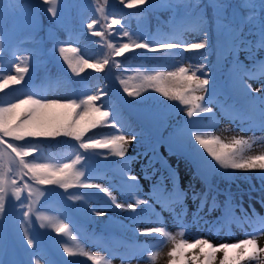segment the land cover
Returning <instances> with one entry per match:
<instances>
[{
    "label": "rangeland",
    "instance_id": "1",
    "mask_svg": "<svg viewBox=\"0 0 264 264\" xmlns=\"http://www.w3.org/2000/svg\"><path fill=\"white\" fill-rule=\"evenodd\" d=\"M57 3L62 15L68 21L70 12L65 1L57 0ZM241 24L239 42L235 47L231 38L218 44L213 63L214 79L209 84L207 92H198L197 95H204L208 103L216 104L212 97L216 91L222 92L224 97L218 102L220 112L227 116L230 122H237L242 127H237L238 130L244 132L243 130L248 129L246 126H250L259 132H264L261 109L256 111L254 108V103L262 101L264 104V99L259 94H257L259 97H253L255 92L241 89V94L249 92L252 95L240 100L237 98V91L230 88L234 78L241 85L246 84L250 88L263 80L260 83L263 89L260 95L264 96V76L261 75L264 73V50L259 47L260 40L257 39L256 25L245 23L243 20ZM35 28L34 20H25L19 37L30 36ZM184 37V39H191L193 33L187 31ZM31 80L32 78L28 80V85L31 84ZM201 103L203 104L204 101ZM187 107L183 105L179 107L181 109L178 112L173 113L167 110L154 113L133 111L136 113L138 122L148 129V138L133 141L131 137H128V144L136 147L130 146V150L126 149L123 158L111 154L105 158L107 150H90L81 154L82 159L79 163H76V159L74 160L76 168L84 172L82 180L95 181L101 185H104L103 182L107 183L110 186L108 189L110 196L97 189L69 188L65 190L59 185H39L34 180L31 181L23 176L17 168V160L13 159L14 154L10 149L5 150L6 146H3L4 158L11 171V173L8 172L7 180L10 181L15 175L17 184L15 188L10 183L5 184V214L0 218V242L2 243L0 250H4V254L0 262L6 264L5 253L8 254L9 249L12 248H15L18 255L23 256L25 250L17 240L15 225L21 219L19 213L21 212L22 215V210L26 213L33 211L34 193L31 187L43 190L49 198L39 200L41 209L53 208L62 219L69 220L68 224L73 234L83 239L81 244L72 245L70 248L77 255L68 256L67 253H62V250L55 249L50 243L54 240L59 244L67 245L68 235L62 233L41 235L38 226L32 222L29 232L34 233L39 239V248L35 251L36 257H40L42 264L46 261H50L51 264H95V262L79 260L80 255L95 252L99 253L101 264L107 263L108 260L118 261V264L148 262L158 250H162L165 246L163 237L156 233L140 234L141 230L151 227L175 228L182 233L178 241L194 243L197 239H206L214 247H219L223 244L238 243L251 228L262 225L261 223L264 222V177H261L260 171H255L251 177L235 170L225 171L212 167L209 163L211 157L188 135L189 128L193 125L188 123ZM198 126L199 129L205 128L206 132L203 135L210 138L207 133L208 127L200 122L195 125L196 128ZM253 149L252 146L246 148L245 155H256ZM132 161L134 164L142 162L145 169V173L134 176L137 178L135 181L127 179L128 176H133V170L130 168ZM165 164H168V167ZM211 164L214 165V161H211ZM182 181L192 183L193 186L186 187ZM242 186L245 189L240 190ZM16 188L22 189L19 195L16 193ZM29 191H31L30 197ZM193 192L206 194L204 202L201 203V198L194 197ZM75 194L84 195L92 206L97 207L92 215H96L97 209L104 212L109 210L114 213L110 215L117 218L113 220L110 215L106 218L90 216L87 214L91 212L86 208V201H83L79 211L74 210L66 199ZM111 197H115L118 203L125 205L132 203L136 211L117 208ZM138 197L147 200L148 204L137 205ZM196 202L206 207H200L199 204L196 208L194 207ZM250 202L254 204L253 208L248 207ZM242 203H245L244 206H240ZM238 208L244 210L239 218ZM216 209L217 213H215ZM223 209H225L224 215L221 214ZM16 212L18 214H15ZM126 217L129 221L131 220L129 224L124 222ZM143 218L150 222L147 221L142 228L138 224L136 228H133V221ZM206 250L210 249L205 247ZM35 251L28 250L27 256L33 255ZM199 252L200 248L184 249L183 264H192L191 257ZM200 260L202 261L201 256ZM241 264H249V261L245 259L241 261Z\"/></svg>",
    "mask_w": 264,
    "mask_h": 264
},
{
    "label": "trees",
    "instance_id": "2",
    "mask_svg": "<svg viewBox=\"0 0 264 264\" xmlns=\"http://www.w3.org/2000/svg\"><path fill=\"white\" fill-rule=\"evenodd\" d=\"M64 1L70 12L68 21L62 15L58 3L55 5L57 15L53 16L48 11L53 5L44 0H0V83L8 75H17V64L29 69L20 84L0 88V104L11 103L27 95L63 103L72 99L79 102L88 95H98L100 99L95 102L96 106H102L101 111L109 110L108 119H117L123 126L121 130L126 134H134L136 139H145L148 132L134 119L131 110L153 113L167 109L173 113L183 106L178 100H170L156 92L155 86L145 91L142 87L145 84L144 77L184 67L189 70V74L195 72L197 76L211 80L216 42L225 41L220 32L221 24L226 23L236 29L240 16L246 20L248 15V9L242 7L243 0H148L146 4L132 8L127 7L131 0ZM256 2L255 23L259 28L260 9L258 0ZM172 15L175 18L172 19ZM114 18L121 23L111 24ZM27 19L34 20L36 28L30 36L20 38V29ZM93 21L96 23L89 29L88 24ZM204 30H207L209 46L202 50L177 48L149 52L130 48L118 57L114 55V49L109 47L143 41L153 44L164 41L184 43L181 37L187 31L193 33L190 43L201 42ZM96 31L102 35H93ZM124 32L133 38L130 40ZM60 47L76 48L77 52L70 55L82 57L90 63H102L105 59L109 63L101 72L85 68L84 72L76 74L60 55ZM30 78L31 84L28 85ZM171 84L167 78L160 82V86L171 87ZM125 87L130 91L139 90L140 95L128 96ZM27 107L23 106L13 115V125L25 119ZM67 111L53 110L54 118L63 120ZM76 111L79 109L72 110L73 119ZM101 119L103 124L104 118ZM101 131L111 129L98 127L90 130L84 140ZM5 139L25 146L36 145L37 151L25 157L28 163L60 166L71 163L84 150L79 147L80 142L65 137L27 138L20 142ZM24 172L27 173V169ZM5 173L6 164L0 146V175L5 176Z\"/></svg>",
    "mask_w": 264,
    "mask_h": 264
},
{
    "label": "snow or ice",
    "instance_id": "3",
    "mask_svg": "<svg viewBox=\"0 0 264 264\" xmlns=\"http://www.w3.org/2000/svg\"><path fill=\"white\" fill-rule=\"evenodd\" d=\"M45 3L52 4L53 6L48 9L53 16L57 15L56 3L57 0H44ZM148 0H131L127 4L128 8H132L135 5H144ZM260 16H259V28H260V42L264 46V0H258ZM242 7L248 9V15L246 20L249 22H255L257 16V2L256 0H243ZM93 23L88 24V28L91 29ZM119 19H112L111 24H120ZM221 35L225 40L231 38L233 41V47L239 42V29H232L226 23H222L220 26ZM93 35L100 36L101 32L96 31ZM125 36H131L128 32L123 33ZM209 46L207 30H204V37L201 42H192L188 44L177 43L171 41H164L158 44H153L149 41L123 43L119 47L115 45H109L114 49L115 56H123L131 49H145L149 52H157L161 50H171L177 48H184L185 50H202ZM77 49L74 47H60L59 53L63 57L67 66L73 73L79 74L85 71V68L95 69L96 72L103 71L105 65L109 63L107 59L103 62L90 63L87 59L70 55V53H76ZM29 71L27 66H21L17 64L15 66V72L17 75H8L0 83V88L5 85L20 84L24 80V74ZM254 75V74H253ZM264 76V73L261 74ZM207 77V73H205ZM167 78L171 81V87L165 85L160 86V82ZM145 84L142 85L146 91L148 87L155 86V91L162 94L164 97L170 100H178L182 105L188 106L186 111V117L189 118L188 123L193 125L189 128V136L194 137V142H197L206 151L207 155L211 157V161H214V165L209 162L212 167H218L221 170H256L259 169V174L264 177V154L261 155H245L246 148L248 147V141L240 138L234 139L233 143L227 144L221 141L219 136H211L210 138L201 134V129H197L195 125L199 123V113H211L212 108L205 106L201 102L205 100L204 95H197L198 92H207L210 83L209 78H201L197 76L195 72L189 74V70L180 67L177 71L170 72H158L154 75H148L144 77ZM245 90H250L249 85H244ZM128 96H139L140 91H130L127 87L124 88ZM259 91V90H256ZM175 93V94H172ZM98 95H88L86 99H72L66 103L59 100H46L43 98H35L32 95H27L19 100L13 101L7 104H0V146H6V149H10L14 154L13 159L17 160V168L23 172L27 169V175L31 174V178L35 183L39 185H59L63 189L69 188H83V189H99L105 195H109L108 189L104 188L101 184L84 181V172L79 171L75 163H64L60 166H53L49 163L33 162L28 163L25 161V157L32 155L37 151L35 144L29 146L15 144L9 142L5 138H10V141H25L27 138H57L65 137L72 138L75 141L80 142L79 147L85 151L92 150H107L105 158L108 154L123 158L126 152V145L129 143L128 135L132 136V140H135L134 134H126L121 130L123 127L119 121L115 118L108 119L110 111H101V107L96 106V101L99 100ZM23 106H28L26 109L25 119L19 123L13 125V115L17 113L18 109ZM67 109L64 114L63 120L54 118L53 110ZM79 109L75 112V119L72 118V110ZM98 114V115H97ZM88 119H85V118ZM262 126H264V107L261 108ZM104 122L102 124V119ZM102 127L103 129H111V131H101L89 137L87 141L84 137L87 132L93 129ZM81 157H76V163L81 161ZM22 178V176H21ZM127 179L135 181L137 178L134 176H128ZM10 183L14 188L17 184L16 176L9 181L4 175H0V218L5 214V184ZM30 188V186H27ZM16 193L22 191L20 188H16ZM31 191H29V197ZM193 196L201 198V203L206 199V194L193 192ZM71 199V197H69ZM112 202L117 208L131 211H136V208L132 203L127 205L116 202L115 197H111ZM137 204H148V201L142 198L136 199ZM30 208V205H29ZM27 216V213H25ZM96 215H103L101 212H97ZM69 225L61 223L56 231L64 233L68 229ZM156 233L160 237H165L174 241V246L169 252V256L173 257L170 264H178L179 261L185 259L184 249L186 248H200L198 254H194L191 257L192 264H214L216 261V253L222 252L223 258L219 261V264H241V261L247 259L249 261H256L257 264H264V247H258L257 238L255 236L245 239L235 244H223L219 247H214L206 239H197L194 243H189L185 240L176 241V238L171 236L164 227H151L141 230V235H148ZM182 235V233H181ZM24 236L27 239L29 246L33 245V239L29 236L28 232H24ZM211 249V253L205 251ZM238 250V251H237ZM63 251L68 256H75L77 253L70 250L68 247H64ZM235 253L230 255V253ZM35 255V253L33 254ZM203 255L204 260H200V256ZM90 260L95 264H101V258L97 256H89ZM2 264V262H0ZM35 264H40V257L37 256ZM45 264H51L50 261H46Z\"/></svg>",
    "mask_w": 264,
    "mask_h": 264
},
{
    "label": "bare ground",
    "instance_id": "4",
    "mask_svg": "<svg viewBox=\"0 0 264 264\" xmlns=\"http://www.w3.org/2000/svg\"><path fill=\"white\" fill-rule=\"evenodd\" d=\"M263 80L259 81L256 83V85L254 87H251L250 90H246V91H252L255 92L256 94L253 95V97H257L259 94V96H261L264 99L263 95H260L263 92L262 87L260 86V83ZM246 85V84H245ZM230 88H232L233 91H237V98L240 100H243L246 96L248 95H252L249 92L245 93V94H241L240 91L241 89H245L244 85H241L238 80L236 78H234V81L231 82V86ZM259 90V91H256ZM258 96V97H259ZM224 97L222 92L216 91L213 95V99L216 102V104L214 103H208L206 100L207 98H205L204 100V105L211 107L212 108V112L211 113H199L198 117H194L193 119H198L199 122L201 124H203L204 126L208 127L207 129V133L209 134V136H219L221 141L227 144H231L233 143L234 139H239V138H243L245 140L248 141V147L252 146L254 147V152L257 153L256 155L259 154H264V132H259V130H256L254 127H250V126H246V128H248L247 130H243L244 132H242L241 130H238L237 127H241L237 124V122H230L229 118L225 115H223L220 112V108L218 107V102L220 99H222ZM252 97V96H249ZM248 97V98H249ZM262 107H264V104L262 101H259L258 103H254V108L256 109V111H259V109H261ZM212 126V127H211ZM242 128V127H241ZM199 129V126L198 128ZM201 134L203 135L206 130L205 128L202 127L201 129ZM189 135V134H188ZM192 139H194V137H191ZM192 141V140H190ZM193 146L195 144H192ZM130 146H135L132 144H127L126 145V149H131ZM136 147V146H135ZM247 147V148H248ZM166 167H168V164H165ZM130 168L133 170L132 175H141L144 172V164H142V162L140 164H134V162L132 161ZM237 172H239L240 174H246L247 176H251L253 175V173L255 171H260L259 169L256 170H249V171H243V170H235ZM87 181V180H86ZM91 181V180H89ZM91 182H95V181H91ZM184 186L188 187V186H193L192 183H188L187 181H182ZM104 185H102L104 188L109 189V185L105 182H103ZM143 187V186H142ZM31 191H33L34 196H33V211L30 213H27V216L25 215V211L22 210V215L21 212L19 213L20 215V221H18L15 225V231H16V237L18 242L20 243V245L22 246L24 253L23 256H20L16 253L15 248L9 249L8 254L5 253V258H4V262L9 263V264H19L21 262H27L28 264H35V260H36V251L39 248V239L37 236H35L34 233L29 232V227L30 224L32 222H34L39 230L41 231V235L44 234L45 236H49V234H60L59 232L56 231V228L61 224V223H65L68 224L69 220L68 219H62V217L60 215H58L57 212L54 211V209L52 208L51 210H45L41 209L40 207V203L39 200L40 199H49L47 197V195L43 192V190H39L35 187H31L30 188ZM245 189L244 186H242L240 188V190ZM99 190V189H97ZM247 190V189H246ZM100 191V190H99ZM71 197V199L69 198ZM66 200L67 202L71 205V207L74 210H80L82 207V203L83 201L87 202V209L91 212V213H87L90 216L94 213L95 208H97L96 206H92L91 202H89L86 197L84 195H80V194H75L72 196H69ZM48 202V201H47ZM200 203L196 202V204L194 203V207H198ZM245 203H242L241 206H244ZM249 204H253L252 202L248 203ZM140 205V204H137ZM200 207H206L203 206L202 204H200ZM254 205V204H253ZM20 207V206H18ZM110 209V208H108ZM113 210V209H110ZM97 212H101L103 213V215H92L94 218H97V216L100 217H109L110 214L114 215V213L109 210H107V212L101 211L97 209ZM218 210H215V213H217ZM15 214H18V212H16ZM111 216V218L113 220H115L117 218V216ZM192 217V216H190ZM123 218V217H122ZM157 219V218H156ZM189 219V218H188ZM148 221V219H138V220H134L133 221V228H136V224H138L139 226H141L143 224H146ZM124 222L126 224H129L131 222V220L129 221V219L126 217ZM150 222V220L148 221V223ZM69 225V224H68ZM140 228V229H141ZM174 229V230H173ZM166 228L165 230L167 232H169L171 234V236L176 238V241L179 240V236L181 235L180 231H177L178 229L175 228ZM0 230H1V224H0ZM68 231L62 233V234H66L68 235V240H67V245L66 244H59L57 241H50L51 245L57 249V250H62L64 249V247H68L71 248L72 245H77V244H81L83 239L81 238V236L76 234H73L72 232V228L69 226ZM182 230V229H181ZM27 231L29 236L33 239V245L29 246L27 244V239L24 236V232ZM255 236L257 238V244L258 247H264V225H263V229L262 228H256L254 231H250L249 233H247L244 237H242L238 242H241L245 239L251 238ZM174 246V241L168 238H165V246L163 247L162 250H158L155 253V256H153L151 258V260H149L148 262L143 261V263L141 264H170V261L173 259V257L169 256V252L172 250ZM2 247V243L0 242V249ZM34 249L35 251V255H30L27 256V251ZM238 251V250H237ZM206 252H211L210 250H206ZM64 253V251L62 252ZM96 253V254H95ZM94 254H84V255H80V261L82 260H86L88 262L93 263L94 261L90 260L88 257L89 256H98V252H95ZM4 254V250H0V260H1V256ZM235 253H230V255H234ZM202 257V261L204 260L203 255H201ZM7 258V259H6ZM223 258V253L222 252H217L216 253V261L214 262V264H219V261ZM178 260V264H183L182 261H179V257L176 258ZM247 260V259H246ZM249 261V260H248ZM40 264L41 261H40ZM105 264H118V261H112V260H108L107 263ZM249 264H257L256 261H249Z\"/></svg>",
    "mask_w": 264,
    "mask_h": 264
}]
</instances>
